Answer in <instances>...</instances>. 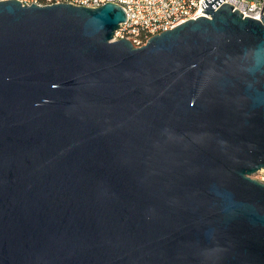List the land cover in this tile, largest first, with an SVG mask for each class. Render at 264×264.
Here are the masks:
<instances>
[{
	"label": "water",
	"instance_id": "95a60500",
	"mask_svg": "<svg viewBox=\"0 0 264 264\" xmlns=\"http://www.w3.org/2000/svg\"><path fill=\"white\" fill-rule=\"evenodd\" d=\"M223 1L139 48L0 2V264H264V6Z\"/></svg>",
	"mask_w": 264,
	"mask_h": 264
},
{
	"label": "built area",
	"instance_id": "2783aa9c",
	"mask_svg": "<svg viewBox=\"0 0 264 264\" xmlns=\"http://www.w3.org/2000/svg\"><path fill=\"white\" fill-rule=\"evenodd\" d=\"M4 1V0H0ZM22 6L39 5L40 7L52 4H70L87 8H98L105 3L119 6L126 21L120 24L115 32L114 40L129 39L130 43L139 48L148 40L164 31L205 15L201 13L204 0H17ZM228 4L233 11H238L243 18L260 21V12L264 0H224L218 7ZM215 8L216 9H218ZM262 15H264V8ZM257 181L264 183V170L257 174Z\"/></svg>",
	"mask_w": 264,
	"mask_h": 264
},
{
	"label": "rangeland",
	"instance_id": "374dc122",
	"mask_svg": "<svg viewBox=\"0 0 264 264\" xmlns=\"http://www.w3.org/2000/svg\"><path fill=\"white\" fill-rule=\"evenodd\" d=\"M257 176H258V175L252 176V178L255 179V180H257Z\"/></svg>",
	"mask_w": 264,
	"mask_h": 264
}]
</instances>
